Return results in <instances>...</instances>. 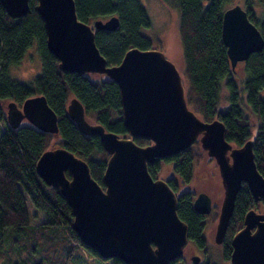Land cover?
Segmentation results:
<instances>
[{
  "label": "trees",
  "instance_id": "16d2710c",
  "mask_svg": "<svg viewBox=\"0 0 264 264\" xmlns=\"http://www.w3.org/2000/svg\"><path fill=\"white\" fill-rule=\"evenodd\" d=\"M79 21L91 25L95 20L116 17L114 31H95V44L107 66L119 64L126 51L161 49L159 40H152L143 30L151 21L140 0H73ZM177 16V30L182 50V77L187 106L204 122L215 119L225 127V139L235 147L252 141L254 162L264 177V49L240 62L243 76L231 68L221 37V19L228 0H163ZM261 6L258 18L254 4ZM37 0H29L25 16L10 18L0 4V123L6 129L0 135V264H71L82 248L102 260L81 244L71 228L72 211L58 189L47 186L36 174L35 164L45 150L64 148L86 162L91 177L103 187V174L108 154L97 136L79 132L67 115V104L75 97L83 106L85 116L100 124L105 131L127 137L123 125L117 85L106 77L91 78L60 71L57 59L48 51L43 22L36 12ZM260 8V7H259ZM248 19L264 39V0H244ZM35 46L41 73L22 83L10 76V69L21 64L26 53ZM237 81V79H239ZM44 96L57 116V134L38 131L30 125L11 129L6 121L7 105L18 108L29 97ZM139 146L150 142L134 139ZM205 152L199 142L185 151L147 165L149 175L158 179L164 166H170L175 177L165 179L177 196V215L187 226L188 244L207 252L204 231L207 222L214 223L218 208L208 215L192 208L195 194L179 193L180 185H189L194 169ZM66 176L69 174L66 172ZM27 198L43 216L32 225ZM250 209L264 213V201L254 200L242 184L229 220L221 256L229 261L231 239L243 227ZM7 244L8 247L3 245ZM1 249H3L1 251ZM15 258V260L13 259ZM107 264H125L118 259L102 260ZM213 264V263H210Z\"/></svg>",
  "mask_w": 264,
  "mask_h": 264
},
{
  "label": "water",
  "instance_id": "95a60500",
  "mask_svg": "<svg viewBox=\"0 0 264 264\" xmlns=\"http://www.w3.org/2000/svg\"><path fill=\"white\" fill-rule=\"evenodd\" d=\"M213 1V0H206ZM10 18L25 16L29 0H0ZM48 51L60 71L101 75L119 90L123 125L127 137L105 131L85 116L81 103L71 97L67 115L86 136H97L108 154L103 187L90 175L88 165L64 148H49L38 157L35 170L44 183L58 189L72 211L71 228L86 248L102 260L125 264H173L183 256L187 226L177 215V196L164 179H153L147 165L173 157L194 142L218 168L223 198L218 208L214 240H224L237 193L245 184L254 200L264 201V177L258 172L252 141L235 147L225 139L226 130L217 119L204 122L186 104L184 80L175 65L159 49L131 48L117 65L107 63L95 44V31H114L116 17L78 20L73 0H37ZM221 37L231 68L264 49V39L238 4L226 8ZM11 129L23 121L47 134H57V116L44 96L23 101L18 108L7 105ZM134 139L150 143L139 146ZM66 172L69 177L66 176ZM193 209L209 214L210 197L198 193ZM229 264H264V213L246 212L243 227L231 239ZM200 258L191 255V264Z\"/></svg>",
  "mask_w": 264,
  "mask_h": 264
},
{
  "label": "rangeland",
  "instance_id": "374dc122",
  "mask_svg": "<svg viewBox=\"0 0 264 264\" xmlns=\"http://www.w3.org/2000/svg\"><path fill=\"white\" fill-rule=\"evenodd\" d=\"M141 4L146 10V13L151 21L149 29L143 30V34L151 38L152 40H159L162 44L161 51L165 57L170 60L177 70L182 73V50L177 30V16L174 10L168 7L163 0H140ZM238 4L244 8V0H228L227 6H233ZM260 7V8H259ZM254 10L260 18L261 6L256 3L254 4ZM156 49L157 47L154 46ZM239 77L243 76L242 67L240 63L236 65ZM41 73V64L39 56L36 52L35 46H33L24 56L21 64L12 67L10 69V76L12 79L26 83L30 82L35 76ZM91 78L103 77L101 75H92ZM240 80L237 79V81ZM90 120V119H89ZM90 122H93L90 120ZM22 125H28L26 121L21 123ZM6 129L4 123H0V135ZM168 177H174L170 171V166H164L163 171L159 178L167 179ZM175 178V177H174ZM190 191L195 195L198 193H206L213 205L219 208L222 198L223 189L221 186V180L218 172V168L212 158H209L205 153L202 159L197 163L194 169V177L189 185H180L179 193ZM27 210L30 216V222L32 225L40 224L44 219L43 216L32 207L31 203L27 198ZM261 213L260 211H258ZM216 228V221L214 223L208 222L205 237L207 241V253L203 255L194 249L191 244H188L183 252L181 260L175 264H191L190 255L197 254L204 261H208L213 264H229L228 261L222 259L219 245L214 243V234ZM5 248L7 244L3 245ZM3 249H1L2 251ZM71 264H107V261L98 260L97 258L90 255L85 249L80 248ZM15 260V258H13ZM2 260L0 259V263ZM48 264V263H45Z\"/></svg>",
  "mask_w": 264,
  "mask_h": 264
},
{
  "label": "flooded vegetation",
  "instance_id": "af4514ba",
  "mask_svg": "<svg viewBox=\"0 0 264 264\" xmlns=\"http://www.w3.org/2000/svg\"><path fill=\"white\" fill-rule=\"evenodd\" d=\"M196 196V195H195ZM195 198V197H194ZM193 204V203H192ZM192 208H193V206H192ZM194 210V209H193ZM213 210V209H212ZM211 210V211H212ZM197 213V212H196ZM211 213V212H210ZM209 213V214H210ZM199 214V213H198ZM203 215V214H202ZM204 215H208V214H204ZM209 222V221H208ZM208 222H207V225H208ZM207 228V227H206ZM205 232H206V229H205V231H204V237H205ZM206 238V237H205ZM214 243H215V240H214ZM223 243H224V240H223V242L221 243V244H216V245H219L220 246V249H222V246H223ZM188 245V244H187ZM194 247V246H193ZM194 249L195 250H197L198 252H201L203 255H205L207 252H205L204 251V249H197L196 247H194ZM220 252H221V250H220ZM191 255H196V256H198L199 258H200V260H199V262L197 263V264H210V262H206V261H204V259H202L199 255H197V254H191ZM191 255H190V257H191ZM183 257V256H182ZM189 257V258H190ZM181 260V259H180ZM179 261V260H178ZM191 262V261H190ZM229 262V261H228ZM176 263V262H175ZM175 263H173V264H175Z\"/></svg>",
  "mask_w": 264,
  "mask_h": 264
}]
</instances>
